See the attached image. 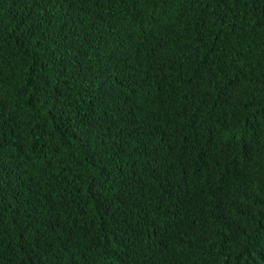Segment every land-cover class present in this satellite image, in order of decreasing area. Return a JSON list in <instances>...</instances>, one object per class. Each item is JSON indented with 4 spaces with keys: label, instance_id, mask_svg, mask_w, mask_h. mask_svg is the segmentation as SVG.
Listing matches in <instances>:
<instances>
[{
    "label": "trees",
    "instance_id": "1",
    "mask_svg": "<svg viewBox=\"0 0 264 264\" xmlns=\"http://www.w3.org/2000/svg\"><path fill=\"white\" fill-rule=\"evenodd\" d=\"M0 264H264V0H0Z\"/></svg>",
    "mask_w": 264,
    "mask_h": 264
}]
</instances>
